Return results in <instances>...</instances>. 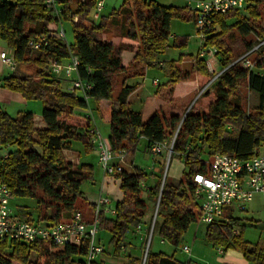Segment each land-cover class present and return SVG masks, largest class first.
Listing matches in <instances>:
<instances>
[{
    "label": "trees",
    "instance_id": "trees-1",
    "mask_svg": "<svg viewBox=\"0 0 264 264\" xmlns=\"http://www.w3.org/2000/svg\"><path fill=\"white\" fill-rule=\"evenodd\" d=\"M62 4L63 12L56 17L43 0H0V39L13 51L16 63L14 71L2 79L1 87L20 94L26 101H39L45 125L43 129L36 127L30 112H19L13 117L0 106V185L7 187L12 198L36 201V220L23 210L15 213L19 218L50 227L68 221L78 211L89 223L94 204L80 210L77 200H84L81 185L93 177V166L70 162L64 151H70L74 141L82 143L85 154L95 150L88 133L95 124L94 116L92 123L86 113L91 100L97 106L94 111L99 118L109 124V135L103 138L114 157H119L121 151L133 152L141 138L146 140V149L150 151L158 143L171 141L176 133L171 155L183 158L187 171L176 185L165 181L161 186L158 177L146 193L154 201L159 197L152 236L157 235L177 248L189 225L201 218L193 197V177L207 175L209 161L216 154L248 159L260 153L264 144V49L251 57V70L234 63L258 39H264L261 25L264 0H246L243 9L214 18V29L207 33L201 47L217 50L222 59L219 71L212 70L207 58L199 53L195 58L185 55L194 60L189 70L183 69L182 58L170 62L166 82L169 88L165 90L171 97L177 84L194 79V75L201 80L207 78L202 90L224 71L182 116H167L158 109L145 122L141 113L128 105V97L136 86H128L126 81L142 77L147 68L157 65L159 56L168 49L170 21L175 17L195 21V11H190L191 16L187 17L184 10L154 0H124L118 10L107 16L101 14L100 23L96 24L89 18L95 0H86L84 4L79 0H62ZM75 16L78 20L73 22ZM230 19L234 21L229 23ZM62 21L72 22V44L59 38L57 29L50 28ZM117 29L125 43L115 45L103 39ZM40 35L47 36V45L40 49L29 47L30 38ZM135 46L131 63L123 67L122 52H131ZM72 56L78 59V65L70 78L52 74V63L66 65ZM22 67L30 68L31 72L22 71ZM75 78L90 88L84 92L70 89ZM117 82L120 89L115 97ZM242 85L258 94V105L252 110L240 105L241 98L236 93ZM160 87L156 94H161ZM101 101L109 102L106 110L98 106ZM150 176L142 169H135L132 174L125 171L112 174L119 181L121 198L115 203L113 218L101 216L99 231L109 232L114 253L125 245L127 233L142 224L146 211L142 184ZM227 209L224 211L227 222L207 227L206 234L213 247L236 249L249 264H264V242L250 245L241 234H235L241 221ZM88 245L85 239L78 245L55 246L0 238V264H86ZM141 262L140 257L128 256L126 264ZM144 264L191 263L153 252L149 245Z\"/></svg>",
    "mask_w": 264,
    "mask_h": 264
},
{
    "label": "built area",
    "instance_id": "built-area-1",
    "mask_svg": "<svg viewBox=\"0 0 264 264\" xmlns=\"http://www.w3.org/2000/svg\"><path fill=\"white\" fill-rule=\"evenodd\" d=\"M44 5L52 11L56 17H60L63 7L60 0H43ZM105 0H95L92 9V18L99 19L104 8ZM246 0H196L194 5L195 24L198 27L201 46L205 42L207 33L214 29V18L219 15H227L244 8ZM76 22V19H73ZM59 22L57 36L65 40V31ZM48 38L40 35L36 38H30L28 45L32 49H40L47 45ZM201 47L200 57L209 55L210 61L215 66L221 67L222 59L217 54L215 48ZM261 49H264V39H258L249 51L239 57L234 63H240L245 69H252L251 57L256 55ZM0 61L12 72L16 63L13 57V51L0 52ZM233 63V64H234ZM160 64V63H159ZM210 64V63H209ZM78 65V59L75 56L70 58L67 65L52 63L50 70L55 76L64 75L69 77L74 74ZM216 67H212L215 70ZM224 71V70H223ZM220 71L213 77L199 92L200 94L211 86L212 82L223 72ZM157 80L153 84H157ZM90 86L84 85L80 79L75 78L70 83V89H78L84 92ZM87 118L93 123L92 113H88ZM91 137L90 143L95 146L98 152V162L104 175H112L123 171L120 165H114L111 162L114 155L109 151L103 136L93 124L88 130ZM176 138V133L169 142L158 143L150 150L154 155H159L164 151L171 156L172 147ZM126 152L121 151L119 159L122 160ZM194 191L193 197L198 204L201 212L200 220L207 225L216 223L220 220L227 208L243 210L255 195L264 197V153H258L248 159H239L224 154H216L209 161V172L207 175L196 174L193 177ZM11 192L5 185H0V238H8L24 243L44 242L55 246L66 244L78 245L83 239L89 241L86 264H91L97 256L103 253L104 246L97 240L96 235L100 227L101 216H114L115 208L112 206V200L108 196L99 195L94 203L89 223L81 212H75L72 217L63 223L55 226H44L35 222L19 218L9 206ZM158 206L153 215L152 226L156 220ZM139 229V226L137 227ZM153 228H150V231ZM147 241V240H146ZM148 244L143 252V261L145 260ZM182 251L190 253L189 247L183 246Z\"/></svg>",
    "mask_w": 264,
    "mask_h": 264
},
{
    "label": "rangeland",
    "instance_id": "rangeland-1",
    "mask_svg": "<svg viewBox=\"0 0 264 264\" xmlns=\"http://www.w3.org/2000/svg\"><path fill=\"white\" fill-rule=\"evenodd\" d=\"M62 2V0H60ZM124 0H105L104 7L102 11V16H107L110 14L113 10H118L120 6L123 4ZM115 4V5H113ZM63 6V4L61 3ZM91 21H93L96 24L100 23V18L94 20L92 18V13L90 15ZM62 27L65 31L66 39L65 41L68 44H72L74 41V35L72 32V22L69 21H62ZM262 27H264V20L261 21ZM199 32L198 27L196 26L195 22L190 20H184L181 18H173L170 21L169 25V37L167 40L168 49L164 54L159 56L158 61L156 63H160L154 67L147 68L148 71L146 76L142 77H135L133 79H129L126 82V85L128 86H138L140 89H142L143 93L146 97L143 99L140 98L135 103L133 102L130 104V108L132 110L138 111L141 113L143 117V121L145 122L150 115L157 111L158 108H160L157 104L158 101H156L158 98H156L155 89L156 87L153 86L152 81L157 79L159 85H163L166 83L169 79V77L165 74V72L169 69V65L171 61H177L180 58H185V53L190 54L192 57L195 58V56L198 54L201 48V43L199 39ZM103 39H107L110 42H112L115 45H119L123 43L126 39L122 38L120 36L119 30H113L111 35L109 36H103ZM125 43V42H124ZM137 44V42H135ZM179 44H182V46H178ZM137 50V47L135 46L133 51L130 53L134 54ZM208 48L206 47L204 51H207ZM207 62L209 59V55L206 53ZM127 58L124 57L123 59V66L126 65ZM194 62V60L185 59L184 63L182 64V67L184 70H189L191 63ZM221 67H216L215 70L219 71ZM22 71H25L27 73L31 72V69L28 67H22ZM194 79H199L198 87L192 90L190 92V88L192 89L194 87ZM194 79L187 80L181 84H177V87L174 91V96L180 97L178 99L170 98L168 100L167 98L171 97L168 95L167 90H161V95L164 97L165 104L162 106V110L166 113L168 116L170 113H179L180 116L185 113L186 109L193 103L194 99H197V96L201 90V86L203 83L207 80L206 79H200L198 75H194ZM200 80L202 82H200ZM208 88H211L209 86ZM120 89V83L117 82L115 84V91L114 96L116 97L118 94V91ZM237 96H239L240 105L243 106L246 110H252L258 105V94L255 92H250L247 90V88L242 85L237 91ZM199 97V96H198ZM238 99V100H239ZM195 102V101H194ZM233 103H236L235 98L232 100ZM105 106V104H104ZM2 107V105H1ZM10 108V109H8ZM2 107V109L7 112L10 116H15L17 112H30V113H37L40 112L42 105L39 101H24V103H13L11 107ZM92 114L94 112V108H92ZM78 112V111H77ZM88 111L86 110V113ZM94 122L97 125V128L100 132V134L103 137H107L109 135V125L107 122L101 120L97 113L93 114ZM73 149L78 150L77 144L78 141L73 142ZM146 140L144 138H141L131 155L135 154V160L138 166H140L142 169H150L153 168L154 165L160 168V173L158 174V177L161 180V186L162 184L166 182H170L173 178L172 173L174 170H176L177 174L180 175V179L182 177V174L184 171H187L186 165L184 163L183 158L178 157L176 155H171L168 157V152L164 151L163 153V162L160 163L159 159L157 157H154L153 153L151 151L146 152ZM79 152V151H78ZM260 153H264V144L261 145L259 149ZM82 155V161L81 162H87L91 164L94 168L93 170V177L91 179H88L84 181L81 185V191L84 195V200L78 199L77 204L78 208L86 209L89 204L93 203L97 200L99 195L108 196L113 202H116L121 197V192L119 190V181L112 178V175H105L103 176V171L101 169V165L98 162V152L95 149L94 152L91 154H85L83 151H81ZM206 159V157H205ZM204 159V160H205ZM159 161V163H157ZM156 162V164H155ZM112 163L113 161L109 162L108 164ZM111 176V177H110ZM105 177V178H104ZM179 178V177H178ZM178 179V180H180ZM158 200V198H157ZM157 200L154 201L151 198H148L145 191H143V202L146 205V211L142 220V223H144L148 229L146 233L145 238V244L144 249L140 253V258L142 260L141 264H144L143 261V252L145 250L146 245L151 246V249H153L156 242H158V238L156 235L152 236V230L150 231V228L154 227V224L152 226L153 222V215L157 208ZM10 208L15 211L16 213L19 210H23L24 212H30L32 215V219L36 220L37 218V211L36 206L37 203L34 199L27 198V197H13L10 199L9 202ZM238 213V217L240 219V225L236 228L237 233L241 234V237L244 241H246L250 245H254L257 243L264 242V210L259 211L256 215L253 216V220L250 219V215H245L241 212ZM248 218V219H247ZM156 221V220H155ZM158 221V220H157ZM208 225L202 222L200 219H197V221L192 222L190 224L189 230L185 232V234L182 236V240L179 244V246L175 249L174 254L175 258L179 261H188L191 259L192 261H219L220 257L216 253V249L213 247L212 242L208 238L206 234ZM101 239L102 243L104 244V247H106L107 251H111L112 245L109 244L110 240V234L106 229H102L101 231H98L96 235V241L98 239ZM147 240V241H146ZM184 245H187L192 250V256L184 253L182 251V247ZM167 247V246H166ZM114 251V250H113ZM112 251V252H113ZM128 253H131V249L128 248L125 251L122 252V256L126 257ZM108 255V254H105ZM94 263L99 264L97 261H94ZM200 264H203L199 262Z\"/></svg>",
    "mask_w": 264,
    "mask_h": 264
},
{
    "label": "crops",
    "instance_id": "crops-1",
    "mask_svg": "<svg viewBox=\"0 0 264 264\" xmlns=\"http://www.w3.org/2000/svg\"><path fill=\"white\" fill-rule=\"evenodd\" d=\"M75 1V0H74ZM81 4H84L86 2V0H79ZM115 0H113L114 2ZM155 2H157L158 4L160 5H163V6H172V7H176V8H179V9H182L184 10L185 12H187V17L191 16V14L189 13L190 11L193 12L194 11V5H195V1L196 0H154ZM111 2V0H110ZM105 5V4H104ZM115 5V4H113ZM63 7V6H62ZM104 9H106V7H104ZM92 11L90 12V15H91ZM89 15V18L91 19ZM76 19V21L78 20V18L75 16L74 17ZM73 18V19H74ZM73 21V20H72ZM194 21V20H193ZM234 19H230L228 22L231 23L233 22ZM195 22V21H194ZM50 28L52 30H55V29H58L59 28V23L57 25H51ZM65 39H66V35H65ZM105 40V39H104ZM2 51H6V52H10L11 50L9 48H7L5 46V44L1 41L0 39V52ZM199 53V52H198ZM184 55L186 56H191L190 54H187L185 53ZM133 56L134 54L130 53L129 51H123L122 54H121V58H122V64H123V59L124 57L127 58V62H126V65L123 66L125 68H127L129 66V64L131 63L132 59H133ZM197 56V55H196ZM195 56V57H196ZM194 58V57H192ZM185 59H189V58H183L181 60V64L184 63V60ZM191 60V59H190ZM210 61V58L208 59V62ZM210 64V67H217L215 66V64H213L212 62H209ZM67 65V64H66ZM147 70H145L144 72V75L143 76H146L147 74ZM169 69L165 72V74L169 77ZM11 74V71L8 69V67H6L5 65H3L0 61V106L2 105V107L6 106L7 108L8 107H11L13 105V103H24V101H26L25 99H23L21 97L20 94L18 93H15V92H10L4 88L1 87V81L4 77H7ZM133 79V78H131ZM129 80V79H128ZM157 80V79H156ZM198 80V79H197ZM195 80L194 81V87L191 89L190 88V92H192V90H194L195 88L198 87V81ZM154 81V80H153ZM153 81H152V84H153ZM127 82V81H126ZM164 85V86H163ZM163 85H159V83L157 82L156 85L153 84V86L156 87L155 91L157 90V88L159 86H162L159 88V90H165L167 88H169V86L167 85V83H164ZM167 85V86H166ZM177 85L175 86V89H176ZM174 89V91H175ZM146 97L145 94L143 93L142 89H140L138 86H136V89L131 93V95L128 97V105L130 107V104H132L133 102L135 103L136 101H138L140 98H144ZM156 98H158L156 101H158L157 104H159L158 106L160 108L158 109H162V106L165 104V101L163 100V98L161 97V94H156ZM174 98V99H178L180 97H176L174 96V94L172 95L171 99ZM105 104V106H104ZM108 105H109V102H106V101H101L100 104L98 105L102 110H106L108 108ZM96 104L93 102V101H89V110H87V114L88 113H92L91 112V109L92 108H96ZM10 109V108H8ZM42 110V108H41ZM41 110H39L40 112H38L37 110V113H33V117H34V121H35V125L36 127L40 128V129H43L45 128V125L44 123L42 122V119H41ZM135 111V110H134ZM138 112V111H136ZM19 112H17L15 114V116L18 114ZM96 112L94 111L93 114H95ZM171 114H177V115H180L179 113H170L169 115ZM13 116V117H15ZM95 117V116H94ZM102 120V119H101ZM104 121V120H103ZM106 122V121H105ZM95 123V122H94ZM95 127L97 128V125L94 124ZM109 125V124H108ZM98 129V128H97ZM99 131V130H98ZM79 144H77V148L78 150H74L73 149V142H72V146H71V150L70 151H64V155L65 157L72 163L74 164H77L78 162H81L82 161V155H81V151L84 152V148H83V145L82 143L78 142ZM146 152H148L147 149H145ZM79 151V152H78ZM94 152V151H93ZM134 152V151H133ZM131 152V153H133ZM130 152H126L123 159L120 160L119 157L115 156L113 158V164L114 165H120L122 168H123V171L129 173V174H132L134 173L135 169H142L140 166L137 165L136 163V160H135V154L131 155ZM163 153L162 152L161 154L159 155H153L154 157H157L161 162H163ZM88 155V154H87ZM159 161H157V163H159ZM81 163H86V164H89L87 162H81ZM156 164V162H155ZM91 165V164H90ZM94 170V168H93ZM144 170L146 173L150 174L151 176L149 177V179L144 183L142 184V188L143 190L145 191V193L147 192V189L148 187H151L155 184V182L157 181L158 179V174L160 173V168L157 167L156 165L153 166V168H150V169H142ZM172 177L175 178V179H172L170 181V183L172 185H176L178 183V179H180V175L177 174L176 170L173 171L172 173ZM105 176V175H103ZM179 177V178H178ZM105 178V177H104ZM113 178V177H112ZM147 195V193H146ZM148 197V196H147ZM121 198V197H120ZM119 198V199H120ZM149 198V197H148ZM98 199V198H97ZM118 199V200H119ZM142 199H143V195H142ZM117 201V200H116ZM96 201H94L92 204H94ZM115 203L116 202H113L112 201V206L115 208ZM264 210V197H261L260 195H255L254 198L249 202L247 203L245 206H244V209L243 210H236V209H227L226 211L227 212H230L231 213V216L234 217V218H238V213L236 212H241V213H244L245 215H250V219H254L253 216L256 215L259 211H262ZM86 211V210H85ZM14 213H16L15 211H13ZM107 218H113V216H107ZM248 219V218H247ZM161 222V220H160ZM218 223L220 222H227L226 218H225V214L223 215V217L217 221ZM190 227V225H189ZM189 227L187 229V231L189 230ZM147 229L148 227L142 223L140 226H139V229H133L131 231H129L126 235V242H125V245L121 247V250L119 253H114L113 251V247L111 249V251H107L106 250V247H104V252L102 254H100L99 256H97V258L95 259V261H97L99 264H126L127 262V257L128 256H132V257H139L140 256V253L141 251L144 249V244H145V238H146V233L147 232ZM101 231V230H100ZM186 231V232H187ZM234 233L237 234V231H236V228L234 230ZM157 236V235H156ZM158 242L155 243L153 249H151L153 252H156V253H164L166 255H173L175 257V254H174V251H175V247L170 245L169 243L161 240L158 236ZM98 241L104 246V244L102 243L101 239L99 238ZM167 246V247H166ZM184 246H187V245H184ZM188 247V246H187ZM130 248L131 249V253H128L126 257H123L122 256V252L125 251L126 249ZM216 249V253L218 254V256L220 257V260L219 261H192L191 259H189L188 261L191 263V264H200L199 262L203 263V264H249L242 256L241 252H239L238 250L236 249H227V250H223L221 248H215ZM189 250H190V253L188 255H191L192 256V250L191 248L189 247ZM113 251V252H112ZM105 254H108V255H105Z\"/></svg>",
    "mask_w": 264,
    "mask_h": 264
},
{
    "label": "water",
    "instance_id": "water-1",
    "mask_svg": "<svg viewBox=\"0 0 264 264\" xmlns=\"http://www.w3.org/2000/svg\"><path fill=\"white\" fill-rule=\"evenodd\" d=\"M200 95V93L198 94V96ZM198 96H197V98H198ZM196 99H194V101H195ZM193 101V102H194ZM192 105V104H191ZM191 105L188 107V109L191 107ZM158 202H159V197H158V200H157V206H158Z\"/></svg>",
    "mask_w": 264,
    "mask_h": 264
}]
</instances>
